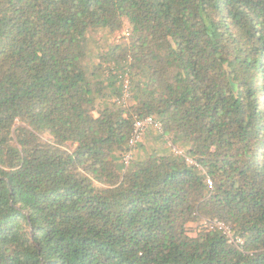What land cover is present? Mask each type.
Instances as JSON below:
<instances>
[{
    "label": "trees",
    "instance_id": "obj_1",
    "mask_svg": "<svg viewBox=\"0 0 264 264\" xmlns=\"http://www.w3.org/2000/svg\"><path fill=\"white\" fill-rule=\"evenodd\" d=\"M0 264H264V0H0Z\"/></svg>",
    "mask_w": 264,
    "mask_h": 264
},
{
    "label": "built area",
    "instance_id": "obj_2",
    "mask_svg": "<svg viewBox=\"0 0 264 264\" xmlns=\"http://www.w3.org/2000/svg\"><path fill=\"white\" fill-rule=\"evenodd\" d=\"M127 39L129 36V32L126 33ZM126 39V40H127ZM124 94L121 102L126 103L130 96V79L129 75L126 74L124 78ZM148 128H154L159 132H162V128L160 123L156 121L153 117H146L142 119H137L134 123L132 133L130 135L129 141H128V151L125 154L124 157V163L126 167L130 164V162L133 159V155L135 150L137 149L138 145L143 140L144 134ZM175 153L179 156H184V152L178 149L174 150ZM208 184L210 187H212V182L208 181ZM214 226H216L220 231H222V234H224L226 237H228L229 240L236 243L237 245L242 246L243 240L239 239V237L233 236L232 229L228 227L225 224H222L221 222H214Z\"/></svg>",
    "mask_w": 264,
    "mask_h": 264
},
{
    "label": "rangeland",
    "instance_id": "obj_3",
    "mask_svg": "<svg viewBox=\"0 0 264 264\" xmlns=\"http://www.w3.org/2000/svg\"><path fill=\"white\" fill-rule=\"evenodd\" d=\"M129 32V28L127 26H125L120 32H117L114 34V36H104V35H101L102 38H101V43L100 44H103V43H106L108 41H110L111 43L115 42V43H124L126 42L127 40V36H126V33ZM188 230H189V233L192 235V236H195V233H196V225H189L188 226Z\"/></svg>",
    "mask_w": 264,
    "mask_h": 264
}]
</instances>
